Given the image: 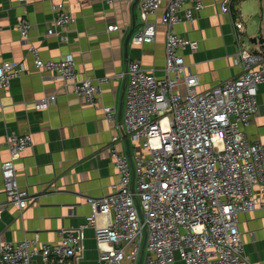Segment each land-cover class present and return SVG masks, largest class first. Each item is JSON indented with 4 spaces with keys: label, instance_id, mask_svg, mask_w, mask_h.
Instances as JSON below:
<instances>
[{
    "label": "built area",
    "instance_id": "2783aa9c",
    "mask_svg": "<svg viewBox=\"0 0 264 264\" xmlns=\"http://www.w3.org/2000/svg\"><path fill=\"white\" fill-rule=\"evenodd\" d=\"M233 1L225 0L222 12L232 15ZM163 3L164 74L156 75L139 61L128 63L125 73L123 126L140 142L144 153H123L114 145L118 137L112 139L110 156L118 179L110 193L86 198L91 214L81 227L94 229L99 264H140L142 257L147 264H169L176 259L184 264H254L244 250L238 217L264 211V201L254 195L256 183L264 182V143L247 137V128L258 111L264 58L256 66L254 56L241 43L237 52L240 74L198 90L199 79L188 70L183 55L187 48L195 50L197 42L179 36L174 27L193 21L204 8V0H141L144 25L132 42L155 40L156 26L148 18ZM56 7L47 34H56L75 22L61 3ZM234 23L238 30L243 28L238 19ZM114 27L108 25V30ZM18 28L34 66L65 87L71 86L74 94L98 108L96 97L110 77L80 79L71 55L43 59L30 43L32 24L20 17ZM25 71L23 61L0 64V91ZM55 101V94L44 96L35 102V108L47 109ZM102 111L109 121L116 120L115 107L104 106ZM31 142L29 134L10 133L6 140L9 157L0 161L4 191L21 211L28 208L33 196L19 184L15 162ZM99 215H106L107 222L99 225ZM58 235L47 243L36 237L0 242V264H41L37 258L42 264H67L77 254L80 237L75 229H62Z\"/></svg>",
    "mask_w": 264,
    "mask_h": 264
},
{
    "label": "crops",
    "instance_id": "0c3cea01",
    "mask_svg": "<svg viewBox=\"0 0 264 264\" xmlns=\"http://www.w3.org/2000/svg\"><path fill=\"white\" fill-rule=\"evenodd\" d=\"M225 0H204V8L193 21L174 27L181 37L197 42L183 55L192 73L199 79L198 90L237 77L241 66L237 52L243 43L254 56L256 66L264 58V0H234L232 15L222 12ZM74 18L47 34L57 15V5ZM166 3L148 20L155 23L156 37L151 43L134 44L132 37L144 25L141 0H124L112 4L102 0H0V64L23 61L26 71L13 79L8 89L0 91V161L9 157L7 136L14 132L29 134L31 145L15 162L19 184L33 196L21 211L4 191L0 171V242L34 238L47 243L58 239L62 229H75L80 246L67 264H99L100 249L94 229L81 227L91 207L87 197H101L112 191L118 179L110 156L112 139L123 153H144L140 142L133 140L123 126L127 65L139 61L156 75L164 74L165 33L161 23ZM181 15L184 13L181 12ZM32 24L30 43L43 59L71 55L80 79L109 76L97 95L98 108L73 93L71 86L53 79L51 74L34 66L33 57L22 42L19 18ZM243 24L238 30L235 20ZM115 25L108 30V25ZM133 33L127 42L129 32ZM123 74V76H119ZM56 95L47 109L37 110L35 102ZM258 111L247 128L249 141L264 143V82L258 85ZM113 106L117 118L109 121L102 107ZM264 177V164L262 167ZM254 195L264 201V182L254 186ZM107 222L99 215L97 223ZM238 228L244 250L254 264H264V211L241 213ZM38 263L41 260L37 258ZM140 264H147L142 257ZM169 264H184L176 259Z\"/></svg>",
    "mask_w": 264,
    "mask_h": 264
},
{
    "label": "water",
    "instance_id": "95a60500",
    "mask_svg": "<svg viewBox=\"0 0 264 264\" xmlns=\"http://www.w3.org/2000/svg\"><path fill=\"white\" fill-rule=\"evenodd\" d=\"M133 30H134V28H132V30L129 32L128 37H127V42L129 41V39H130V37H131V35H132V33H133ZM257 40H258L260 43H263V42H264V38H263V37H258V38H254V39H252L253 42H257Z\"/></svg>",
    "mask_w": 264,
    "mask_h": 264
}]
</instances>
